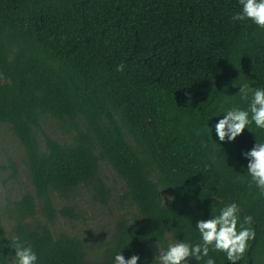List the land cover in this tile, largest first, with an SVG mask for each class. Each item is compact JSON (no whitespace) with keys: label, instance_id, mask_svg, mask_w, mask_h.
Returning a JSON list of instances; mask_svg holds the SVG:
<instances>
[{"label":"trees","instance_id":"1","mask_svg":"<svg viewBox=\"0 0 264 264\" xmlns=\"http://www.w3.org/2000/svg\"><path fill=\"white\" fill-rule=\"evenodd\" d=\"M239 11L238 0H0V129L20 146L32 187L0 204V264L13 237L36 264H113L119 252L158 264L170 243L199 242L196 221L233 202L255 231L238 264H264V197L241 156L264 132L251 124L221 143L214 127L247 110L242 84L264 87V30L233 21ZM101 164L123 183L124 213L106 236L58 231L56 200L84 187L108 206ZM6 170L18 174L11 157Z\"/></svg>","mask_w":264,"mask_h":264},{"label":"clouds","instance_id":"2","mask_svg":"<svg viewBox=\"0 0 264 264\" xmlns=\"http://www.w3.org/2000/svg\"><path fill=\"white\" fill-rule=\"evenodd\" d=\"M238 3L240 11L232 16V20L250 21L264 30V0H238ZM124 68L121 63L116 71L122 72ZM238 94L241 100L248 102V108L230 109L215 124V134L221 143L234 142L251 124L264 132V87L253 88L244 83ZM241 156L247 161L249 187L255 186L264 197V142L255 140L251 149L242 152ZM173 199L171 196L162 197V205L166 206V200ZM252 224L251 216H245L240 222V208L235 202L225 205L218 215L196 221L199 242L192 244L182 240L170 243L166 250L160 252L158 264H190L191 260L196 264L201 261L203 264H216L210 252L223 253L229 264H238L248 252L249 242L255 239ZM12 248L14 256L8 258V264H36L38 258L32 247L23 244L19 237H13ZM139 261V255L133 254L126 259L121 252L113 258V264H138Z\"/></svg>","mask_w":264,"mask_h":264},{"label":"rangeland","instance_id":"3","mask_svg":"<svg viewBox=\"0 0 264 264\" xmlns=\"http://www.w3.org/2000/svg\"><path fill=\"white\" fill-rule=\"evenodd\" d=\"M44 128L47 133L57 140H62L57 125L46 120ZM8 157L15 162L18 174L10 178V171L6 170L2 175L0 172V204L5 202L7 197L18 196L21 191L32 192L29 178L23 165V154L17 141L13 138L6 126L0 129V163H5ZM100 177L105 190L110 191V202L107 207L100 208L95 202L88 188H81L74 197L65 201H55V208L58 212L55 228L70 236L84 237L89 234L91 237L99 235L106 236L110 232L112 223L124 213L119 207V197L123 192V183L110 169L109 166L101 164ZM100 198V196L98 197ZM68 210H64V209ZM92 241L93 239H88ZM92 256V252H89Z\"/></svg>","mask_w":264,"mask_h":264}]
</instances>
